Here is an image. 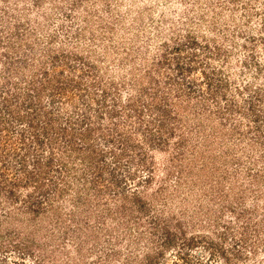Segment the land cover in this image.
I'll return each mask as SVG.
<instances>
[{
	"label": "rangeland",
	"instance_id": "rangeland-1",
	"mask_svg": "<svg viewBox=\"0 0 264 264\" xmlns=\"http://www.w3.org/2000/svg\"><path fill=\"white\" fill-rule=\"evenodd\" d=\"M0 264H264V0H0Z\"/></svg>",
	"mask_w": 264,
	"mask_h": 264
},
{
	"label": "trees",
	"instance_id": "trees-1",
	"mask_svg": "<svg viewBox=\"0 0 264 264\" xmlns=\"http://www.w3.org/2000/svg\"><path fill=\"white\" fill-rule=\"evenodd\" d=\"M47 124L50 125V123L46 122V123L44 124V125L46 126V128H42L41 130H42L43 135L48 136L50 143H52V142H53V141L51 140L52 138H50L51 135H49V134L47 133V129H48ZM31 128H35V129H33V130H36V125L34 126V125L32 124V125H31ZM38 132H39V131H38ZM62 132H63V133H62L63 136H64V133L71 134V136L76 135V133L74 132V130H72L71 132H67V129H63ZM44 133H45V134H44ZM39 137H40V136H35V137H33V140H34L33 142H34V143H40V144H41V141H40Z\"/></svg>",
	"mask_w": 264,
	"mask_h": 264
}]
</instances>
